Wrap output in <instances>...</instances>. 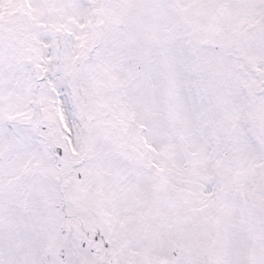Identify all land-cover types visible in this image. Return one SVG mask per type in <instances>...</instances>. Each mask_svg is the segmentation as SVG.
Instances as JSON below:
<instances>
[{"label":"snow or ice","instance_id":"6c2138e0","mask_svg":"<svg viewBox=\"0 0 264 264\" xmlns=\"http://www.w3.org/2000/svg\"><path fill=\"white\" fill-rule=\"evenodd\" d=\"M0 264H264V0H0Z\"/></svg>","mask_w":264,"mask_h":264}]
</instances>
